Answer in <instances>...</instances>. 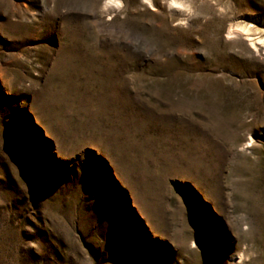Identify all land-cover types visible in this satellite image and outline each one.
<instances>
[{
	"label": "rangeland",
	"instance_id": "obj_1",
	"mask_svg": "<svg viewBox=\"0 0 264 264\" xmlns=\"http://www.w3.org/2000/svg\"><path fill=\"white\" fill-rule=\"evenodd\" d=\"M0 264H264V0H0Z\"/></svg>",
	"mask_w": 264,
	"mask_h": 264
}]
</instances>
